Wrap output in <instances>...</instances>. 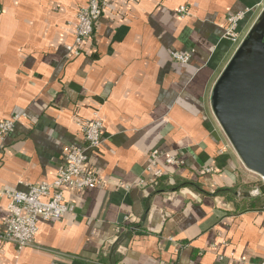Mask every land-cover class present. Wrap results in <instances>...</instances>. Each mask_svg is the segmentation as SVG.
I'll use <instances>...</instances> for the list:
<instances>
[{
	"label": "crops",
	"instance_id": "1",
	"mask_svg": "<svg viewBox=\"0 0 264 264\" xmlns=\"http://www.w3.org/2000/svg\"><path fill=\"white\" fill-rule=\"evenodd\" d=\"M87 2L0 0V122L22 116L0 141V191L53 181L62 148L84 146L81 121L102 123L88 166L104 180L64 190L74 213L41 221L32 245L0 240V264H264V196L251 194L259 176L210 107L264 0H104L72 56L66 47ZM238 12L247 14L236 46L223 32ZM172 51H191V61L173 62ZM153 150L162 154L157 184L146 171ZM167 154L184 165H166ZM6 207L0 197V233Z\"/></svg>",
	"mask_w": 264,
	"mask_h": 264
},
{
	"label": "built area",
	"instance_id": "2",
	"mask_svg": "<svg viewBox=\"0 0 264 264\" xmlns=\"http://www.w3.org/2000/svg\"><path fill=\"white\" fill-rule=\"evenodd\" d=\"M104 0H88L79 9L74 25L73 43L66 47L69 55L79 56L82 46L93 33L94 27L102 16ZM249 12V11H247ZM247 12L229 14L225 19L223 39L238 46L242 39L236 32L237 25L244 19ZM176 13L179 16L187 15L184 7ZM171 60L177 64L186 65L191 61L192 52L179 53L172 51ZM22 116L14 115L0 122V141L10 134ZM82 136L84 146L76 147L65 145L62 148V162L57 170L56 178L51 182H41L28 187L26 191L2 190L0 197L7 199V215L2 223L0 240L13 244L18 250L33 244L41 221H55L74 213L75 205L66 202L64 190L84 191L92 187H101L104 180L99 174L88 166V152L97 149L102 143V123L99 120L81 121L77 124ZM162 157L157 150H153L146 171L151 176L153 184L160 179L164 172L158 167L157 161ZM166 165L181 167L184 161L177 154L164 155ZM213 172V167L206 166L203 174ZM260 186L251 192L252 196H260V188L264 179L259 177ZM139 180L136 186H142ZM121 187L128 186L118 183ZM264 196V194H263ZM264 211V205L262 206Z\"/></svg>",
	"mask_w": 264,
	"mask_h": 264
},
{
	"label": "water",
	"instance_id": "3",
	"mask_svg": "<svg viewBox=\"0 0 264 264\" xmlns=\"http://www.w3.org/2000/svg\"><path fill=\"white\" fill-rule=\"evenodd\" d=\"M210 107L243 166L264 179V10L214 83Z\"/></svg>",
	"mask_w": 264,
	"mask_h": 264
},
{
	"label": "rangeland",
	"instance_id": "4",
	"mask_svg": "<svg viewBox=\"0 0 264 264\" xmlns=\"http://www.w3.org/2000/svg\"><path fill=\"white\" fill-rule=\"evenodd\" d=\"M262 7H263V5H262ZM262 7H261L262 10L259 11V15H258V17L256 18L255 22L259 19V17L261 16V14H262V12H263V10H264V7H263V8H262ZM255 22L253 23V25L255 24ZM253 25H252V26H253ZM251 28H252V27H251Z\"/></svg>",
	"mask_w": 264,
	"mask_h": 264
},
{
	"label": "trees",
	"instance_id": "5",
	"mask_svg": "<svg viewBox=\"0 0 264 264\" xmlns=\"http://www.w3.org/2000/svg\"><path fill=\"white\" fill-rule=\"evenodd\" d=\"M263 203H264V200H263ZM264 205V204H263Z\"/></svg>",
	"mask_w": 264,
	"mask_h": 264
}]
</instances>
